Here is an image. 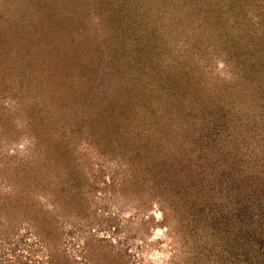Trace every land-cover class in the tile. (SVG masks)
Masks as SVG:
<instances>
[{
	"label": "rangeland",
	"instance_id": "1",
	"mask_svg": "<svg viewBox=\"0 0 264 264\" xmlns=\"http://www.w3.org/2000/svg\"><path fill=\"white\" fill-rule=\"evenodd\" d=\"M251 56L264 62V0H0V264H263L250 224L187 231L129 144L162 135L168 85L186 76L178 92L223 104L237 179L216 191L242 217L232 192L264 157Z\"/></svg>",
	"mask_w": 264,
	"mask_h": 264
},
{
	"label": "trees",
	"instance_id": "2",
	"mask_svg": "<svg viewBox=\"0 0 264 264\" xmlns=\"http://www.w3.org/2000/svg\"><path fill=\"white\" fill-rule=\"evenodd\" d=\"M249 60L245 59L247 65L242 69L245 70L242 76L246 80L254 77V75H259L264 67L262 61L255 60L252 63V56ZM179 77L184 83L174 79L175 85L182 86V84L186 85L190 82L186 76ZM174 78L178 79V76ZM256 78L259 80V77H254V79ZM250 83L252 85V80ZM175 85H168L172 99L166 103V110L176 112L177 115L160 120L159 124H166V128L162 130V135L157 137L159 134L155 132H153L154 134L146 132L145 135L140 132L129 140L131 151H133L130 157L133 161H138L135 168H138V171L145 168L143 170L144 179L152 182L151 187H156V194L161 193L171 199L172 209L181 215L182 220L186 221L184 227L187 231L190 221H195L196 225H205L216 233L218 231L224 232V227H227L224 226L225 222L235 227H237L236 223L238 222L246 227L250 224V237L252 238L254 234L258 236L257 240L264 242V210L261 209V217H255V213L250 212L256 206L257 209L263 206L261 201L264 197V157L263 160L254 162L255 164L252 166L255 169L253 176L244 173L245 181L237 184L232 183L236 187L240 185V188H235L232 194L236 193L244 206L241 208V204L239 207L241 208L239 214H242V217L236 218L234 215L228 217L231 213L224 214L223 192L216 191V189L224 190L225 178L229 182L237 179L233 178V168L236 166L234 161H236L237 154L231 150L229 145L233 137L227 133L225 136L219 137L217 131L222 120V108L220 109L219 106L223 104L216 99V96L211 103L198 100L202 95L201 91L192 94L190 98L186 92H178V87ZM258 90L262 95L264 94L263 82H260ZM206 91H208L207 88L203 90V92ZM246 91L252 94V88ZM199 114H201L200 117H198ZM186 117L187 121L184 119ZM122 120L120 119L118 123ZM154 121L156 123V119ZM148 125H153V119H150ZM223 141L228 143H222ZM152 144L155 147L150 151L148 147L153 146ZM190 147L193 152L198 149L197 155L188 151ZM143 150L148 151L144 157ZM206 150L210 151L213 159L209 153L205 152ZM220 158L223 163L222 166L216 161ZM226 165L228 166L225 167ZM222 171H225L224 174H221ZM146 185L148 186V183ZM214 192H219V194ZM213 195H217L220 202L213 203V200L210 199ZM252 199L254 200L252 201ZM162 210L165 211V208ZM229 219H233L234 222ZM262 261L260 259L259 264H262Z\"/></svg>",
	"mask_w": 264,
	"mask_h": 264
}]
</instances>
